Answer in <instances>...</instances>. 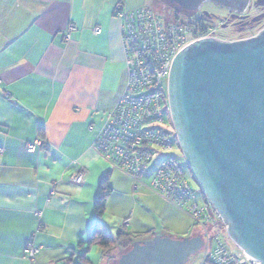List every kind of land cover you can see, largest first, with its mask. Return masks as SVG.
I'll return each mask as SVG.
<instances>
[{"label": "crops", "instance_id": "crops-1", "mask_svg": "<svg viewBox=\"0 0 264 264\" xmlns=\"http://www.w3.org/2000/svg\"><path fill=\"white\" fill-rule=\"evenodd\" d=\"M126 4L0 0V264H77L106 173L112 193L102 221L110 233L151 239L163 236L158 228L185 233L191 224L150 182L135 184L93 145L126 86L115 11L141 7ZM70 23L76 31L67 40ZM34 141L35 152H27ZM78 173L81 183L73 180ZM28 243L38 249L34 259L24 254Z\"/></svg>", "mask_w": 264, "mask_h": 264}, {"label": "water", "instance_id": "water-1", "mask_svg": "<svg viewBox=\"0 0 264 264\" xmlns=\"http://www.w3.org/2000/svg\"><path fill=\"white\" fill-rule=\"evenodd\" d=\"M187 12L213 2L243 13L249 0H164ZM173 131L185 164L226 234L264 264V30L243 40L203 38L181 49L167 79ZM199 236L135 241L117 264H188Z\"/></svg>", "mask_w": 264, "mask_h": 264}, {"label": "built area", "instance_id": "built-area-1", "mask_svg": "<svg viewBox=\"0 0 264 264\" xmlns=\"http://www.w3.org/2000/svg\"><path fill=\"white\" fill-rule=\"evenodd\" d=\"M115 16L121 25L127 80L124 93L96 133L94 148L112 169L125 173L135 184L156 164L149 175L150 188L187 212L194 225L201 228L205 242L202 264H260L229 239L221 217L191 187L187 166L174 154L175 149L180 150L175 134L168 131L164 120V115H169L167 79L175 55L199 39L230 40L217 37L209 21L203 22L202 31L195 19L186 15L172 22L147 7H139L117 10ZM75 31L76 26L70 23L65 38L69 40ZM93 33L98 35L101 30L95 28ZM37 145L38 141L29 143L27 152H35ZM73 180L81 183L83 174L78 173ZM129 222L126 218L124 223ZM37 252L28 243L24 254L34 259Z\"/></svg>", "mask_w": 264, "mask_h": 264}, {"label": "rangeland", "instance_id": "rangeland-1", "mask_svg": "<svg viewBox=\"0 0 264 264\" xmlns=\"http://www.w3.org/2000/svg\"><path fill=\"white\" fill-rule=\"evenodd\" d=\"M128 4H126V7L128 9L131 8H136V7H147V8H151L152 10L158 12L160 14V16H162L164 19L168 18V16L173 15L174 10H172L170 7L173 8V5L168 7L167 5H165L164 3H160L157 0H126ZM175 7V6H174ZM175 9H177L175 7ZM180 10V9H179ZM248 17H254V15L258 14L259 10L252 8L248 10ZM216 20V19H225V20H230L233 18V14L230 10L221 7L213 2H204L200 8L195 11L193 14L191 15H186L188 17H198V16H206ZM181 19H185V16L182 15V17H180ZM258 29V26L251 28L250 25H246L244 22H240L238 26H235L232 28H228L226 30H223L221 32L218 33V35H220L221 37L224 38H233L235 36H237V34H242V32H246L248 33H254L256 30ZM164 120H165V125L166 128L168 129V131L170 133H174L173 131V127L171 124V120H170V116L168 114L164 115ZM174 154L177 156V159L181 162V164H184V167H186L184 158L182 156V153L180 150L175 149ZM156 168V164H153L147 171L145 176L141 179L142 181H144L145 183L148 184L149 186V182H150V177L149 175H151L153 173V170ZM187 179L191 185V187L193 188L194 191L197 192V194L200 192L199 191V187L197 186V184L195 183V181L192 178L191 173L189 172V170L187 169ZM200 199V198H199ZM127 218H131V216L127 217ZM109 221H112L111 217H109ZM125 222V220L123 221V223ZM191 224L189 226V228L187 229V231L185 233H183L184 229L180 231H177L178 233L174 232V231H167V229L164 228H158L156 230L157 233L159 234H163V235H167L170 236L172 238H183V237H191V236H199L202 235V231L201 228L197 227L194 225L193 221H190ZM224 229L222 228L221 231H223ZM115 233V232H114ZM223 236L225 237V235L223 234ZM226 238V237H225ZM124 252L118 248L112 250L110 253L107 254V258L108 260H101L102 255L100 250L97 247H94L93 251H92V258H93V262L95 264H117L119 257L123 254ZM90 253H88L89 255ZM115 255V256H114ZM89 256V258L91 257ZM202 259H203V252H200L198 254H196L195 256L191 257L190 261L188 262V264H202Z\"/></svg>", "mask_w": 264, "mask_h": 264}, {"label": "trees", "instance_id": "trees-1", "mask_svg": "<svg viewBox=\"0 0 264 264\" xmlns=\"http://www.w3.org/2000/svg\"><path fill=\"white\" fill-rule=\"evenodd\" d=\"M157 1H159L160 3H164L168 7L172 6L170 3L164 0H157ZM175 7L177 9H175ZM175 7L174 5L173 8L170 7L172 10H174V12L173 15L168 16V18H165L167 21L176 22L181 19L180 17H182V15L185 16L192 14V12H187L177 6ZM149 9L152 10L151 8ZM116 12L117 10L115 11V14ZM154 12L160 16L158 12L156 11ZM195 21H196L195 23L199 25L203 31V22L205 21V18L198 17L197 19H195ZM111 193H112V189L109 186V173L108 174L106 173L101 178L98 186V194L93 205L95 217L92 221L91 227L86 237V241H85L86 248L82 253H80L78 257L79 262L77 264H90L87 255L92 247H97L100 250L102 256L107 257V254L116 248L122 250L123 252H126L131 248L132 244L135 241L148 240V238L144 239L137 235L124 232L122 230L116 232L115 234H112L108 231V229L106 228L105 224L102 221V217L105 213L107 199ZM200 236L203 237L202 235ZM206 264L209 263L207 262Z\"/></svg>", "mask_w": 264, "mask_h": 264}, {"label": "flooded vegetation", "instance_id": "flooded-vegetation-1", "mask_svg": "<svg viewBox=\"0 0 264 264\" xmlns=\"http://www.w3.org/2000/svg\"><path fill=\"white\" fill-rule=\"evenodd\" d=\"M258 9L259 12L258 14L254 15V17L249 18L248 17V10L249 9ZM233 14V18L230 20H225V19H216L213 20L209 17L206 16H198V17H203L205 18V21H209L212 23L216 29V35L217 37L230 40V41H236V40H243V39H248L251 38L255 35H257L259 32L264 30V0H249V4L245 12L243 13H237L234 11H231ZM194 13V12H193ZM192 13V14H193ZM198 17H193L194 19H197ZM240 22H244L246 25H250L251 28H254L258 26V29L252 34V33H246L245 31L242 32V34H237V36L233 38H224L218 35L219 32L226 30L228 28H232L235 26H238Z\"/></svg>", "mask_w": 264, "mask_h": 264}]
</instances>
